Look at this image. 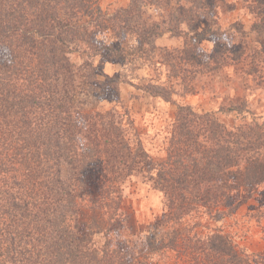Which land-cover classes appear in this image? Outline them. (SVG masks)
I'll return each instance as SVG.
<instances>
[{
	"label": "trees",
	"instance_id": "1",
	"mask_svg": "<svg viewBox=\"0 0 264 264\" xmlns=\"http://www.w3.org/2000/svg\"><path fill=\"white\" fill-rule=\"evenodd\" d=\"M219 1L129 0L107 11L97 0H0V264H132L94 237L105 235L99 215H117L123 185L134 175L164 201L147 250L172 252L173 264H264L263 255L210 227L234 215L239 193L264 194V111L240 98L206 112L176 104L165 156L153 160L120 106L121 84L170 102L174 94L191 95L198 75L239 64L247 65L246 75L264 71V47L250 49L243 40L264 35V0H242L253 20L248 31L232 24L241 41L218 24ZM159 7L164 15L149 18ZM164 35L181 38L183 47L158 48ZM100 56L151 76L138 83L103 75L93 63ZM257 78L264 88V77ZM96 85L102 90L91 94L109 92L116 105L77 108V93ZM256 96L264 100V93ZM220 115L234 120L228 125ZM94 173L102 179L96 217L85 220L84 188ZM263 208L254 210L257 223Z\"/></svg>",
	"mask_w": 264,
	"mask_h": 264
},
{
	"label": "rangeland",
	"instance_id": "2",
	"mask_svg": "<svg viewBox=\"0 0 264 264\" xmlns=\"http://www.w3.org/2000/svg\"><path fill=\"white\" fill-rule=\"evenodd\" d=\"M255 1L248 0L249 3ZM97 2L103 10L112 11L126 6L129 0H97ZM165 11L166 9L163 7L151 8L148 16L149 18L162 16ZM214 14L221 29L232 34V39L235 41H241V38L233 32L232 24H242L244 30L248 31L253 20L242 0L219 1ZM202 28L203 26L197 27L191 34L196 35ZM243 40L250 49L264 47V35L248 33L243 37ZM155 44L161 49L179 50L183 47V40L179 37L164 35L159 37ZM203 45L210 48L211 44L205 42ZM72 60L78 66L82 63L81 57H73ZM93 63L100 73L109 77L131 76L140 83L145 77L151 76L150 72L140 69L139 66H133L132 70L129 65L104 56L95 58ZM246 67V64H239L223 68L218 72L198 75L193 80L194 91L191 95L174 94L170 102L151 97L128 84H121L119 86L120 106L128 110L150 157L153 160L162 159L165 156L176 104L190 105L196 111L206 112L216 111L220 106H228L234 99L240 98V100L245 99L251 109L264 111V100L261 102L256 100L257 93H264V88H261L262 85H258L257 78L264 77V71L255 72L250 76L245 74ZM161 74V81H166L165 73ZM98 80L105 81L101 76L98 77ZM79 81V83L82 82L81 79ZM101 90V87L96 85L95 88L89 87L84 93H77L75 106L86 113H92L106 111L116 105L115 98L109 92L101 94V97L93 96ZM220 119L229 125L233 122L234 117L220 115ZM101 184L102 179L97 173H94L86 181L84 188L86 207L83 214L85 220L96 217L92 205L98 197ZM237 196L240 205L234 215L218 222H210V227H219L230 233L238 247L248 253L264 256V222L261 220L260 223H257L252 216L255 209H258L260 205L264 206V194L255 195L257 200L247 199L243 192ZM163 213L162 194L152 189L140 175H134L123 185L122 201L117 215L112 219H108V215H99L105 235L95 236L94 241L99 246H103L107 241L111 249L130 257L133 260L132 264H173L175 255L172 252L147 250L146 238L151 235L152 226L162 218Z\"/></svg>",
	"mask_w": 264,
	"mask_h": 264
},
{
	"label": "clouds",
	"instance_id": "3",
	"mask_svg": "<svg viewBox=\"0 0 264 264\" xmlns=\"http://www.w3.org/2000/svg\"><path fill=\"white\" fill-rule=\"evenodd\" d=\"M209 47H211V45H209Z\"/></svg>",
	"mask_w": 264,
	"mask_h": 264
}]
</instances>
